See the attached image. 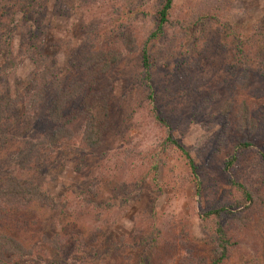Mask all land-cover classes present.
<instances>
[{"label":"rangeland","instance_id":"obj_1","mask_svg":"<svg viewBox=\"0 0 264 264\" xmlns=\"http://www.w3.org/2000/svg\"><path fill=\"white\" fill-rule=\"evenodd\" d=\"M1 1L0 67L8 42L19 56L1 87L11 99L24 97L34 79L35 63L26 55L32 32L41 60L68 85L78 77L86 48L95 51L104 40L100 35L112 45L131 34L143 47L163 0H34L29 23L8 2L1 9ZM217 1L176 0L165 39L153 53L151 81L139 55H128L105 78L114 113L101 148L85 149L78 136L31 171H20L9 154L47 136L52 126L43 115L29 121L25 108L17 110V131L0 149V180L13 174L31 181L63 205L37 208L7 226L35 247L30 264H215V227L201 215L233 201L235 177L251 186L255 203L239 219L224 221L234 246L222 264H264V172L254 169L260 157L257 150L247 152L231 176L226 165L244 135L237 111L228 124L222 113L228 101L245 100L243 71L262 72L264 0H224L229 7L220 21L200 23L199 7ZM170 138L193 157L200 194Z\"/></svg>","mask_w":264,"mask_h":264},{"label":"trees","instance_id":"obj_2","mask_svg":"<svg viewBox=\"0 0 264 264\" xmlns=\"http://www.w3.org/2000/svg\"><path fill=\"white\" fill-rule=\"evenodd\" d=\"M4 2H8L6 7L13 9L11 11L15 14L22 12L24 22L33 21L34 0H2L1 9H5ZM219 2L217 1L216 6L207 3L199 7L197 17L200 23L220 21L224 10L229 6H224V0ZM175 3L176 0L162 1L155 17L156 29L143 47L131 34H125L120 42L115 41L112 45L105 44L106 37L100 35L104 40H98V49L95 51L86 48L76 66L78 77L68 85L59 82L57 70L41 60L43 52L32 32L26 43V55L32 57L36 68L34 79L24 97L10 99L2 92L3 79L17 67L19 58L12 43L8 42L7 61L0 67V149L7 148L11 135L17 131L13 117L22 107L28 113L29 121L43 115L52 126L47 136L39 140H28L24 146L9 154V159L17 169L31 171L52 156L58 146L74 141L78 136L81 138V145L87 150L94 151L102 147L106 139L107 124L114 113L113 89L104 81L105 78L128 55H139L146 78L151 81L153 53L165 39ZM11 21H14L13 15ZM10 29L11 26L6 32ZM261 65V73H255L253 67L246 68L242 73L243 91L247 93L245 100L238 105L228 101L223 108L222 113L227 124L230 114L237 111L239 132L244 135V141H238L239 144L226 165V170L232 177L237 174L246 153L255 150L258 151L260 160L254 169L256 172H264V61ZM233 70L237 71L236 64ZM169 141L182 155L191 181L200 194L202 183L193 157L182 144L173 138ZM231 186L236 192L232 202L201 215L203 221L210 222L215 227L219 254L215 264H222L234 246L224 221L238 218V213L249 209L255 203V193L247 182L239 181L235 177ZM62 206L61 200L49 196L35 183L23 182L13 174L4 176L0 180V264H30L37 253L35 247L26 246L21 235L7 232V226L11 222L20 220L37 208L56 211Z\"/></svg>","mask_w":264,"mask_h":264}]
</instances>
